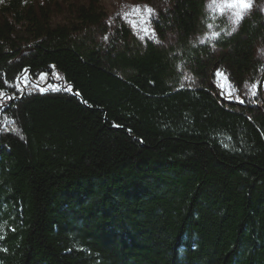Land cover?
<instances>
[{"label":"trees","instance_id":"16d2710c","mask_svg":"<svg viewBox=\"0 0 264 264\" xmlns=\"http://www.w3.org/2000/svg\"><path fill=\"white\" fill-rule=\"evenodd\" d=\"M165 1L135 48L0 0V264H264V13L210 47L205 1Z\"/></svg>","mask_w":264,"mask_h":264},{"label":"rangeland","instance_id":"374dc122","mask_svg":"<svg viewBox=\"0 0 264 264\" xmlns=\"http://www.w3.org/2000/svg\"><path fill=\"white\" fill-rule=\"evenodd\" d=\"M41 5L50 2L49 16L51 26L58 25L75 26L80 30L75 33L74 39L76 46L80 43L89 44L93 39L99 42L102 33L109 28L117 18L121 19L129 28L133 38V46L139 48L146 42H156L157 36L152 27V21L158 17L167 8L165 0H152L149 2H138L135 0H37ZM206 23L204 32L199 35V43L213 47L219 35L226 30L236 31L241 21L254 9L259 8L264 13V5L259 6L258 0H250L251 7L244 11L240 7L228 8L224 0H204ZM95 3L97 10L102 16V22L99 25L83 24L79 20L77 8L84 6L89 8L90 4ZM149 9L152 11L150 12ZM223 9V13L220 12ZM241 13L240 19L236 14ZM219 33V35H217ZM23 36V35H22ZM181 86L193 87L197 82L183 68H180ZM264 80V79H263ZM262 89H263V81ZM264 96V95H263ZM260 97V96H259Z\"/></svg>","mask_w":264,"mask_h":264},{"label":"snow or ice","instance_id":"6c2138e0","mask_svg":"<svg viewBox=\"0 0 264 264\" xmlns=\"http://www.w3.org/2000/svg\"><path fill=\"white\" fill-rule=\"evenodd\" d=\"M224 4L226 7L228 8H236V7H240L242 10L247 11L250 9L251 7V3L250 0H224ZM149 11L151 12L152 10L149 9ZM220 12L223 13V9H220ZM240 19L243 18L241 13H237L236 14ZM217 35H219V33H217Z\"/></svg>","mask_w":264,"mask_h":264},{"label":"water","instance_id":"95a60500","mask_svg":"<svg viewBox=\"0 0 264 264\" xmlns=\"http://www.w3.org/2000/svg\"><path fill=\"white\" fill-rule=\"evenodd\" d=\"M260 100L264 104V96H263V89H262V83L260 84V92H259Z\"/></svg>","mask_w":264,"mask_h":264}]
</instances>
